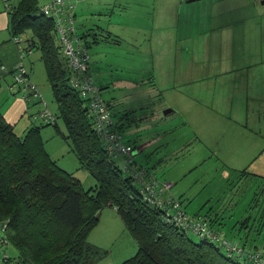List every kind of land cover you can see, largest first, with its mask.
I'll return each instance as SVG.
<instances>
[{
	"label": "rangeland",
	"instance_id": "rangeland-1",
	"mask_svg": "<svg viewBox=\"0 0 264 264\" xmlns=\"http://www.w3.org/2000/svg\"><path fill=\"white\" fill-rule=\"evenodd\" d=\"M46 1L38 0L39 6L43 7ZM15 2L16 0L13 1V4ZM0 5L3 14L7 15L2 0ZM210 9V7L203 9L204 14L211 15V13H215V10ZM209 15H207V18L210 17ZM179 22L180 20L176 17L175 24L177 25ZM202 24L209 31L213 26V21L203 19ZM217 25L218 23H214L215 28ZM246 25L253 27L251 33L248 32L250 29L246 27L242 32H236L235 35H221L219 33L220 29H217L216 33L209 32L202 34L198 38L193 37V35L185 37L179 32L177 33V31L174 33L175 36H159L157 52H151L149 50L150 47L144 44L143 40L140 50L130 51L128 47L116 48L110 45L106 46L105 49L91 47V49H88V53L90 62L91 58H100L101 63L99 66H101V69L96 76L106 77L105 82H109L112 79L107 75L109 73L113 78L130 76L138 80H146V83L140 87L141 91L154 89L151 78L154 76L155 78L166 79L168 71L170 78L181 79L184 72H186L185 62L191 58L202 62L200 67H210L204 71L213 77L221 78L237 74L239 78L242 77L241 81L245 84L248 77L253 79L249 84L251 93H244L239 96L234 94L237 106L232 112L221 111L219 116L222 121L221 128L214 123L208 125L214 130L217 129L219 134L217 133V141L214 138L211 141L206 139L207 142L203 141L201 136L208 137L209 134L203 133L204 131H198L197 127L189 123L192 117L185 115V107L180 100L182 105L175 106L173 113L168 114L166 120H162L163 116L161 114H163V111L168 108L171 109L170 105H175L177 102L172 101L171 97H167L161 92L163 89L168 90L167 88H170L171 85H159L161 91L157 89L156 92H159L161 96L158 113L162 118L159 122H153L152 126L149 124L150 126L148 127L153 128L144 130L146 133L142 129L143 126L140 125V127H137V133L140 135L139 137L144 138L145 134L157 129L161 130V134L166 131L168 133L165 136L164 143L167 145L160 147L161 144L159 143L153 148L142 149V151L134 155V157L136 156L134 160L139 166L146 168L151 176L154 175L153 177L159 180H167L172 183L173 190L171 189L170 192L172 197H177L179 201H186L201 193L196 199H193V203L198 205L200 202H204L207 210L213 207L212 212L221 213L223 218H225L224 223L228 225L239 220V218H236L237 216H250L249 222L243 224L238 222V224H242L239 228L233 227L232 230L224 225L220 230L224 233L227 240L242 241L243 243L246 239L248 241L247 235L251 232L254 235V241L249 243V245L254 248H262L264 230L262 232L261 228L264 227V220L259 222L258 218H256L259 216L258 208H253L252 204L257 203L259 205L263 201V198L259 197L256 202V193L264 187V23L262 28L261 17H255L253 20L246 21ZM30 35L29 32H26L21 38ZM52 36L55 45L59 48V59L63 64L64 59L60 50L59 39L54 33ZM235 37L239 40V43L234 51V47L230 46ZM243 39H245V42H243ZM192 45H194V51H192ZM243 47L247 48L245 52ZM227 48L230 49L228 50ZM32 53L30 56L32 64L28 65L31 66V69H29L31 77L37 80L35 81L38 82L36 84L38 86L37 89L41 99L46 103L47 109L56 115L57 104L51 85L47 80L41 53L37 50ZM131 55H133V58ZM241 56L246 57L244 62L237 60ZM123 58L133 60L128 62L132 65L130 71L123 69ZM245 61L250 64V68L235 71L237 66L245 64ZM166 62H170L169 67ZM164 71L166 74H163ZM226 71L232 72L226 74ZM111 87L112 84L103 89V94L100 93L101 97H104L103 99L113 96L126 103L128 99H131L132 93L135 92V90H128L127 92L114 90ZM110 89L113 91L110 93L111 95L108 94ZM245 90L246 88L244 87L243 91ZM167 92L170 91L168 90ZM174 98L177 100L176 97ZM225 101L227 100L225 99ZM191 104L192 109L204 106L208 108L210 106L209 104L206 105L203 100L200 103L198 99L191 101ZM32 107H36V109ZM32 107L29 113L31 116L43 109V106L37 103ZM140 110L138 112L141 115L146 114L145 109ZM230 113H232L231 116H229ZM27 123L26 127L21 129V131L12 126L13 132L17 137L24 136L32 125L35 126L32 121L29 122L28 120ZM57 124L62 127L59 120H57ZM42 129L45 130L40 133V136L49 152L48 155L51 156L50 158L59 168L71 173L75 180L79 182L82 190L87 193L90 188L95 186V183L88 172L80 168L70 144H60L56 139V142H54L50 136V132L54 133L55 131L53 127ZM125 132L122 134L126 135ZM220 136L221 140L219 139ZM250 148H254L255 154L252 157H247L246 154H248ZM159 150H164V154L167 155L164 160L160 157ZM11 154L18 153L13 151ZM1 157L5 159L6 154H1ZM243 169H246L250 174H254V176L248 174V177H239L238 172ZM30 204L35 209L41 207V203L38 200H32ZM113 210L110 207L103 208L98 215L96 225L88 233L87 243L97 248L101 253V258L95 264H124L137 251L133 238L125 229L118 215L113 214ZM189 213L191 214V212ZM49 225L53 226V223L49 221L48 224L42 225V236H40L39 231H35V233L41 237L40 246L42 249L46 248L49 253H52V249L56 245L57 249L62 247L63 241L70 235V232L49 228ZM188 236L196 243L199 241L193 235ZM220 251L223 252V250ZM17 255V250L11 244L6 246L0 244V264H7L4 261L5 257L10 260L9 264H16ZM234 261L244 263L242 259H234ZM245 262L251 264L247 260Z\"/></svg>",
	"mask_w": 264,
	"mask_h": 264
},
{
	"label": "trees",
	"instance_id": "trees-1",
	"mask_svg": "<svg viewBox=\"0 0 264 264\" xmlns=\"http://www.w3.org/2000/svg\"><path fill=\"white\" fill-rule=\"evenodd\" d=\"M40 9L38 0H16L6 10L8 32L12 39L29 43L32 52L41 53L57 104L55 116L63 130L57 123L42 126L53 127L56 135L70 144L80 168L88 172L95 186L84 192L71 173L58 167L45 151L39 128L32 127L24 136L17 137L0 115V224L7 222L5 237L17 250L16 264H95L101 253L86 239L105 207L114 209L136 244V253L124 264H247L245 260L237 263L226 257L212 243L192 241L182 229L166 223L163 211L142 200L131 179L120 169V160H108L103 142L93 129L86 101L70 83L71 68L64 56L63 64L59 59V48L52 36L56 35L54 23ZM26 32L31 35L21 38ZM78 37L88 50L89 45ZM93 83L101 93L94 80ZM110 114L114 129L122 135L116 117ZM132 147V155L136 148L141 150L140 144ZM13 151L18 154H11ZM1 154H6V158ZM238 173L243 178L254 176L246 169ZM263 192L264 187L256 193V202L259 197L263 201L252 204L258 208L259 222L264 220ZM32 200H38L41 207L35 209L30 204ZM249 218L246 216L242 224L249 222ZM49 221L53 223L49 228L70 232L62 247L57 249L56 245L52 253L40 246L42 225ZM240 244L249 247L247 239Z\"/></svg>",
	"mask_w": 264,
	"mask_h": 264
},
{
	"label": "crops",
	"instance_id": "crops-1",
	"mask_svg": "<svg viewBox=\"0 0 264 264\" xmlns=\"http://www.w3.org/2000/svg\"><path fill=\"white\" fill-rule=\"evenodd\" d=\"M47 1L44 3V5L47 3ZM72 1L75 4L74 13L76 34L82 37L84 42L89 45L88 49H91V47L105 49L106 46L111 45L116 48L128 47L130 51L140 50L141 43L144 40V44L150 47L149 50L151 52H157L159 36H175L174 33H176V31L177 33L179 32L182 34V36L186 37L193 35L195 38H198L202 34H207L209 32L216 33L217 29H220L219 33L221 35H235L236 32H242L244 29H246V27L250 29L248 32L251 33L253 27L251 25H246V21L253 20L255 17H261L262 28L264 23V0ZM208 7L211 8L210 10H215V13H211V15L207 14L210 16L209 18H207V15L204 14L203 10ZM176 17L178 20H180L177 25L175 24ZM203 19H206L207 21H213L211 30H206L202 24ZM214 23H218L216 28ZM11 39L12 37L8 32V16L3 14L0 5V65H4L7 69H11L16 64L22 63L29 72L30 81L34 85L38 84V82H35L37 80L31 77V72L29 70L31 69V66H28L29 64H32V59L30 56L33 53L21 57L20 48L15 45ZM243 42H245V39H243ZM238 43L239 40L235 37L233 38L230 47L233 46L235 51ZM192 46V51H194V45ZM246 50L247 48L243 47V51L245 52ZM131 57L133 58V55H131ZM245 58V56H241L237 58V60L244 62ZM129 61L132 62L133 60L123 58L124 70L130 71L132 69L131 63H128ZM100 63L101 61L99 57L91 58L92 77L94 82L101 89V93L103 92V89L110 84H112L111 89L114 90L124 92H127L128 90H135V92L132 93L131 99H128L126 103L124 101L121 102L120 99H117L113 96L103 99L109 108V111L116 117L119 125L121 126V132L124 134V131H126V135L122 134L123 141L131 146H137L140 144L141 150L136 148V152L132 155L134 159L136 157H134V155L138 154L140 151H142V149H146L148 147L153 148L159 143L161 144L160 147H165V145H167L164 143V139L168 132L165 131L163 134H161V130L157 129L153 132L145 134L144 138H142L139 137L140 135L137 133V127H140L141 125L143 126V131L151 130L153 127L150 128L148 126L153 124V122H159L162 116V120H166L168 118V114L173 113V108L175 106L182 105L180 101L183 102V106L185 107V115L192 117H190L192 120H189V123L197 127V129H199L198 131H204L203 133L206 132L209 134L208 137L201 136L203 141H211L214 138L217 141V133L219 131L217 129L214 130L208 125L210 123H214L217 125V127L221 128L222 121L219 119L221 111L223 110L232 112L237 106L234 96H239L244 93H251L249 84L253 79H249L248 77L246 79L247 83L245 84L243 81H241L242 77L239 78L237 74L233 76H224L221 78L213 77L204 71L210 67H200L202 62L192 58L185 62L186 72H184V75L181 79L175 77L170 78L168 76L169 71L167 73L166 79L155 78L153 76L151 81L153 82L154 89L152 88L150 91L145 89L143 91L140 90V87L146 83V80H138L137 78H131L130 76H120L113 78L110 73H105L112 78L109 82H105L106 77L96 76V74H99L101 69V66H99ZM166 63L169 67L170 62ZM238 64L240 63L238 62ZM114 67L118 69L116 66ZM245 68H250V64L246 61L245 64L243 63V65H238L237 70L235 71ZM230 72L232 71H226V74ZM163 74H166V72L164 71ZM220 74L224 75L222 73ZM159 85H171L170 88H167L170 92H167L168 90L165 89L161 91ZM244 87L246 88L245 91H243ZM111 89L108 93L109 95H111L110 93L113 92ZM157 89L163 92V94H165L167 97H171L172 101L174 100L177 102L175 105H170L171 109H165L163 114H161L162 116L158 113V106L161 96L159 92H156ZM20 93L23 92H21L18 87L14 86L11 75L0 72V115L8 125L13 126L15 129H19V131L26 127L28 120L29 122L31 121V115H29L31 112L30 108L36 104L34 101L24 102L21 99ZM174 97H176L177 100ZM194 99L200 100V103L203 100L206 105L209 104L210 106L208 108L204 106L202 108L199 107L192 109L191 101ZM225 99L227 101H225ZM32 108L36 109V107ZM140 109H145L146 114L141 115V113L138 112V110L141 111ZM231 115L232 113H230L229 116ZM140 117H142V119H140ZM34 125L35 126L32 125V127L39 128L40 133L45 130L42 128H48L39 125L36 126V124ZM58 127L60 131L63 130V127H60L59 125ZM144 132L146 133V131ZM50 136L54 142H56V139L60 144L67 143L63 138H61V136H58V134L56 135L55 131L54 133L50 132ZM219 139L221 140V136ZM45 151L49 154L47 148H45ZM159 153L162 160H164V158L167 156L164 154V150H159ZM254 154V148H250L246 156L252 157ZM239 177H242V175H239ZM154 178L157 179L156 177ZM159 181L169 182L167 180ZM200 194L201 193H198L194 196V198L188 199L186 201H179V199L177 197L175 198V196L173 198L179 201L187 214L191 212V214L189 213L188 215L198 219H203L211 226L213 225V227L220 229L222 226L226 225V227L228 226L230 228H239L242 225L238 224V222H243L246 216H237L236 218H239V220L234 221L231 225H228L227 223H224L225 218H223L221 213L215 210V212H212L213 207L207 210V206L204 202H200L198 205L193 203V199H196ZM113 214H116L114 210ZM261 230L263 232L264 227L261 228ZM247 237V243L249 245V243L254 241V235L249 232ZM249 247L251 246L249 245Z\"/></svg>",
	"mask_w": 264,
	"mask_h": 264
},
{
	"label": "built area",
	"instance_id": "built-area-1",
	"mask_svg": "<svg viewBox=\"0 0 264 264\" xmlns=\"http://www.w3.org/2000/svg\"><path fill=\"white\" fill-rule=\"evenodd\" d=\"M13 1L2 0L5 10L14 5ZM74 8L75 4L72 0H48L40 11L54 23L61 53L72 71L70 83L80 97L86 101L93 129L103 142L108 160H120V169L131 179L142 200L149 206L163 211L166 223L179 227L198 240L216 245L228 258L247 260L251 264H264L263 248H248L238 241L227 240L219 228L211 226L203 219L188 215L179 201L172 197L170 192L172 183L155 179L146 168L134 162L133 147L126 144L121 133L114 129L111 114L89 73L90 56L75 32ZM12 42L20 48L21 57L32 53L29 43L26 42L23 45V41L19 38L12 39ZM0 72L11 75L14 86L23 92L20 95L24 102L34 101L43 106V109L31 116V121L36 126L57 123L56 116L47 109L46 103L41 99L37 87L30 81L29 72L22 63L16 64L11 69L0 65ZM6 227L7 222L0 224V244L4 246L9 244L5 237ZM4 261L7 262L6 257Z\"/></svg>",
	"mask_w": 264,
	"mask_h": 264
},
{
	"label": "water",
	"instance_id": "water-1",
	"mask_svg": "<svg viewBox=\"0 0 264 264\" xmlns=\"http://www.w3.org/2000/svg\"><path fill=\"white\" fill-rule=\"evenodd\" d=\"M192 1H196V0H192Z\"/></svg>",
	"mask_w": 264,
	"mask_h": 264
}]
</instances>
